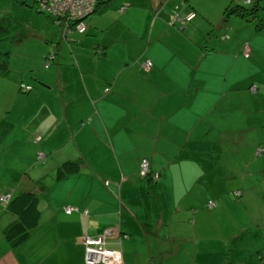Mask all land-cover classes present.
I'll return each mask as SVG.
<instances>
[{
  "label": "crops",
  "instance_id": "1",
  "mask_svg": "<svg viewBox=\"0 0 264 264\" xmlns=\"http://www.w3.org/2000/svg\"><path fill=\"white\" fill-rule=\"evenodd\" d=\"M235 1H258L264 19V0ZM161 4L131 5L152 7L148 32H112L99 54L65 60L52 47L54 61L45 66V55L39 69L40 58L30 79L16 80L10 63L0 74L3 118L12 126L0 133V196L35 192L40 211L29 238L13 247L4 230L15 216L0 201V264H86L82 238L108 231L106 242L116 239L120 248L112 249L129 264L145 256L132 246L152 253L161 245L202 239L217 226L221 211L236 225L245 216L244 230L264 235V48L256 44L264 41V22L256 27L230 15L225 32L244 34L231 39L232 50L155 45L162 32L177 33L163 20L166 13L158 17ZM197 10L200 15L189 10L196 13V25L221 27ZM56 33L61 39L70 34ZM218 35L211 45L228 44L229 37ZM244 43L250 47L245 58L239 54ZM146 59L152 63L148 70L141 66ZM237 60L247 66L238 77L231 75ZM23 79L30 90L19 89ZM16 154L26 162L12 174L9 158ZM144 158L158 179L139 174ZM65 161L78 162L80 170L57 180L56 169ZM66 206L74 210L66 213ZM258 248V264H264V244Z\"/></svg>",
  "mask_w": 264,
  "mask_h": 264
},
{
  "label": "rangeland",
  "instance_id": "2",
  "mask_svg": "<svg viewBox=\"0 0 264 264\" xmlns=\"http://www.w3.org/2000/svg\"><path fill=\"white\" fill-rule=\"evenodd\" d=\"M128 1L109 0V6L103 5L100 12L93 13L85 19L87 26L85 33L80 34L73 31L66 38L61 39L56 33L59 31L61 37V30L55 26L48 15L26 5L31 4V0H27L26 4H22L18 0H0V28L10 31V34L6 35L8 37L4 39L6 33L2 34L0 30V50H6L10 53L9 63L12 75L16 76L15 79L19 82L21 77H24V79L25 76L28 78L32 77V70L35 69L31 66L39 64V59L41 58L42 63L39 69H43L42 65L45 55L47 57L55 52L52 51V47L56 50L58 49L59 56L65 60L69 59L70 56L72 57V54L86 55L89 53L92 57L96 55V52L98 53V47L108 40L112 32L125 31V33L139 34L143 28L145 32H148L154 13L152 7L148 5L146 9H140L129 5ZM230 2H235L236 4L235 0H162V8L159 9L158 17L162 18V15L166 13L167 16L165 15L163 20L173 26L177 33L171 31L162 32L161 37L159 36L160 39L158 37L155 45L171 42V46L182 49L189 48V50L193 49V46L203 53L209 51L211 46L221 50H224V47L232 50L234 43L231 39L236 42L237 37L242 38L244 34L240 30H236L232 36L231 33L225 32L230 26L229 20L231 18L224 20L223 11L226 6L230 5ZM124 4L128 6L125 11H122L121 7ZM262 6L264 7V4ZM197 8L203 10L204 14L208 15L213 22H218L221 27L210 31L211 26L206 28L201 25L199 27L195 24V20L187 22L185 26L188 28L185 30L181 29L183 25L179 22H174L172 25L176 14L185 15L191 9H194L199 14ZM191 23L193 26L189 29ZM215 32H219V35L216 36L217 38L221 37V35L229 37L225 39L228 44L222 46L219 44L211 45L212 43L210 42L214 41L212 37H214ZM54 34L57 35L56 39L51 37ZM236 34L240 35L237 36ZM143 38L145 41V37ZM147 41L146 37L145 42ZM256 44L258 47L264 48V41L258 40ZM200 48H202V51ZM239 54L245 58L240 49ZM218 59H225L224 64L228 63L227 58ZM243 67L247 68V66H243L241 60H237L231 75L236 77L245 75L247 69L243 71ZM35 83L40 85L38 82ZM2 100V97H0V118H2L0 120V133L12 128L3 118V114H7V109H1ZM260 149L258 156H261L263 151L262 148ZM9 161L13 165L12 174H14L18 172L21 165L26 162V159L22 155L16 154L10 157ZM37 162L40 161L38 160ZM218 170L220 174L223 172L222 164H220ZM23 188L24 190H30L32 187L26 186ZM239 219L242 223L236 225L232 222L230 215L221 211L217 226H212L210 232L203 234L202 239L178 242L175 245H161L159 248L153 249L152 253H150V249L148 251L147 247L138 249L132 246L131 249L142 250L145 256L136 257V259L129 261V264H258L260 260L256 251L259 249L258 246L264 244V235L255 231V229L246 232L248 230V227L245 228L244 226L246 217L240 216ZM114 242L107 243V247L119 249L120 246ZM123 247L125 245H122L121 249ZM123 257L125 260V252Z\"/></svg>",
  "mask_w": 264,
  "mask_h": 264
},
{
  "label": "built area",
  "instance_id": "3",
  "mask_svg": "<svg viewBox=\"0 0 264 264\" xmlns=\"http://www.w3.org/2000/svg\"><path fill=\"white\" fill-rule=\"evenodd\" d=\"M99 0H31L34 8L41 13L48 15L52 21L61 28L63 33L69 34L73 31L77 33H84L87 29L85 19L93 13ZM122 7L121 9H123ZM195 16L193 11H189L185 15L176 14L173 21L184 24L191 21ZM241 53L244 57H249L250 47L248 43H244L241 46ZM54 60V56L47 58L46 65ZM152 63L149 59H146L141 66L143 69H150ZM25 90H30L29 86L22 85ZM250 91H256V85L250 86ZM107 91V88L105 89ZM42 154L39 153L38 157ZM139 174L143 177L151 175L156 178V174L150 172V162L148 159H142L139 166ZM11 198L10 194L0 196V201L3 204H7ZM213 201H208L207 206L212 207ZM74 210L71 206L64 207L66 213H71ZM111 232H106L97 237L84 236L82 242L85 247V263L86 264H122L121 252L116 249L107 247L106 236ZM120 244V239L118 241Z\"/></svg>",
  "mask_w": 264,
  "mask_h": 264
},
{
  "label": "trees",
  "instance_id": "4",
  "mask_svg": "<svg viewBox=\"0 0 264 264\" xmlns=\"http://www.w3.org/2000/svg\"><path fill=\"white\" fill-rule=\"evenodd\" d=\"M18 1L22 4H26V0H18ZM144 2L145 0H130L129 4L134 6H143ZM102 3H105L104 6H108L109 0L105 2L99 0L93 13L97 11V9L100 7V4ZM26 5L28 7H34L32 3ZM260 9H261V5L259 4L258 1L252 3V5L250 6H244L242 4L228 5L225 7L223 11V19L227 20V18H229L230 15L237 14L246 20L254 21L256 27H260L264 22V19H262L259 15ZM174 22L175 21H172V24ZM0 30L2 34L6 33L4 39L8 37L6 35L10 34V31L8 30H5L3 28H0ZM51 55L54 56L55 59V55L54 54ZM51 55H48L46 57V62H47V58ZM9 57H10V53L8 51L0 50V74H3L9 70L8 69ZM45 66L47 65L45 64ZM22 85L28 86L27 84L21 82L19 89L25 90V88H23ZM31 88L32 87H30V89ZM79 170H80V165L78 162L65 161L58 166V168L56 169L55 176L57 180H60L64 178L66 175L77 173ZM148 179H154V178L151 175H148ZM38 202H39L38 195L32 191L17 192L15 195L11 196V198L7 202L6 204L7 209L15 216V221L11 223L9 226H7L4 230V238L11 246L16 247L24 243L29 238L31 231L37 226L40 216Z\"/></svg>",
  "mask_w": 264,
  "mask_h": 264
},
{
  "label": "water",
  "instance_id": "5",
  "mask_svg": "<svg viewBox=\"0 0 264 264\" xmlns=\"http://www.w3.org/2000/svg\"><path fill=\"white\" fill-rule=\"evenodd\" d=\"M61 32H62V31H61ZM62 33H63V32H62ZM62 35H63V37H64V36H65V37L67 36V34H66V33H63Z\"/></svg>",
  "mask_w": 264,
  "mask_h": 264
}]
</instances>
